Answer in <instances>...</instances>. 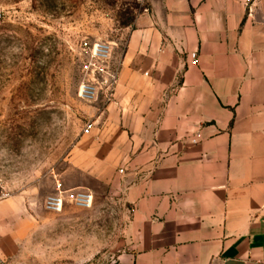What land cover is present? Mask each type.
<instances>
[{
  "label": "crops",
  "instance_id": "obj_1",
  "mask_svg": "<svg viewBox=\"0 0 264 264\" xmlns=\"http://www.w3.org/2000/svg\"><path fill=\"white\" fill-rule=\"evenodd\" d=\"M246 2L148 0L112 48L111 102L56 183L106 186L114 264H264V0Z\"/></svg>",
  "mask_w": 264,
  "mask_h": 264
},
{
  "label": "rangeland",
  "instance_id": "obj_2",
  "mask_svg": "<svg viewBox=\"0 0 264 264\" xmlns=\"http://www.w3.org/2000/svg\"><path fill=\"white\" fill-rule=\"evenodd\" d=\"M147 7L148 0H0V186L8 194L0 201V264H114L124 249L125 221L105 185L87 189V210L66 204L57 214L44 202L104 104L101 92L90 102L78 96L82 84L98 81L82 44L120 48L122 32Z\"/></svg>",
  "mask_w": 264,
  "mask_h": 264
},
{
  "label": "built area",
  "instance_id": "obj_3",
  "mask_svg": "<svg viewBox=\"0 0 264 264\" xmlns=\"http://www.w3.org/2000/svg\"><path fill=\"white\" fill-rule=\"evenodd\" d=\"M248 2L249 0L246 3ZM82 49L88 53L90 59L86 70L98 81L82 84L78 89V96L82 100L90 102L96 92H101L104 103H110L118 80L117 71L112 69L110 65L112 44L108 42H84ZM190 59V65L195 66L197 64L196 55L191 54ZM91 129L92 125L87 126L84 134H89ZM191 143L196 144V140H192ZM7 198L8 194L0 186V201ZM66 203L74 208L87 210L93 205V195L87 189L64 190L61 184L57 182L55 183V194L45 200L44 209L58 214L63 211Z\"/></svg>",
  "mask_w": 264,
  "mask_h": 264
}]
</instances>
